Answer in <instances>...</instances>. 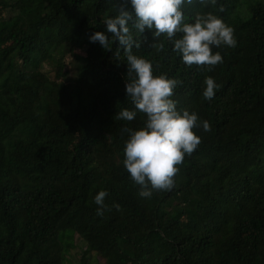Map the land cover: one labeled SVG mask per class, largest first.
<instances>
[{
	"label": "trees",
	"instance_id": "trees-1",
	"mask_svg": "<svg viewBox=\"0 0 264 264\" xmlns=\"http://www.w3.org/2000/svg\"><path fill=\"white\" fill-rule=\"evenodd\" d=\"M121 6L132 10L125 0H0V264H92L91 252L103 264H264V0L181 6L234 29V47H213L215 66H185L165 34L134 37L154 75L180 81L177 107L210 125L193 129L200 143L171 189L147 198L122 163L123 129L146 119L115 116L133 108L123 48L88 39ZM206 76L219 85L208 100Z\"/></svg>",
	"mask_w": 264,
	"mask_h": 264
},
{
	"label": "clouds",
	"instance_id": "clouds-1",
	"mask_svg": "<svg viewBox=\"0 0 264 264\" xmlns=\"http://www.w3.org/2000/svg\"><path fill=\"white\" fill-rule=\"evenodd\" d=\"M185 2L125 0L131 5V11L121 6L115 16L104 20V31H95L88 36L90 42H98L105 50H111L114 42L123 48L130 76L125 92L127 98H131L133 108H122L115 116L126 121L134 120L138 111L146 116L143 126L123 129L128 138L122 161L131 179L139 185L138 195L144 198L151 197L154 189H171L173 177L179 171L176 165L200 143L201 138L193 129L202 127L208 131L210 125L207 120H199L196 112L177 107V102L171 97L180 81L166 73L154 75L152 62L133 53L134 47H140L139 39L134 37H139L145 29L156 38L165 34L172 43V51L188 67L222 63L221 53L214 52L213 47H234L237 43L234 29L214 13L197 12L194 17H186L181 7ZM130 23L135 35L129 27ZM177 33L180 34L178 37ZM115 54L118 58L120 48ZM203 83V98L212 99L219 85L211 76H206ZM106 195L107 191L101 189L93 197L94 203L99 206L97 215H103ZM115 207L119 209L118 204Z\"/></svg>",
	"mask_w": 264,
	"mask_h": 264
},
{
	"label": "rangeland",
	"instance_id": "rangeland-1",
	"mask_svg": "<svg viewBox=\"0 0 264 264\" xmlns=\"http://www.w3.org/2000/svg\"><path fill=\"white\" fill-rule=\"evenodd\" d=\"M8 11H9V9L7 11L4 10L3 11V15H7L8 14ZM83 52H84V50L82 49L81 50V53H83ZM69 59H70V57L68 56L66 58V60L68 61ZM262 165H263L262 167L264 168V161H263ZM172 203H174V202H172ZM73 252L76 253V257L77 258L80 256L81 251H80V249L78 247H76L75 249H73L71 251L72 254H73ZM90 255H91V263L92 264H103V260L98 259L97 256H96V254L94 252H91Z\"/></svg>",
	"mask_w": 264,
	"mask_h": 264
}]
</instances>
